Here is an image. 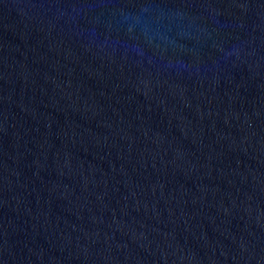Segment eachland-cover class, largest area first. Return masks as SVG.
<instances>
[{
  "label": "water",
  "instance_id": "1",
  "mask_svg": "<svg viewBox=\"0 0 264 264\" xmlns=\"http://www.w3.org/2000/svg\"><path fill=\"white\" fill-rule=\"evenodd\" d=\"M0 264H264V0H0Z\"/></svg>",
  "mask_w": 264,
  "mask_h": 264
}]
</instances>
